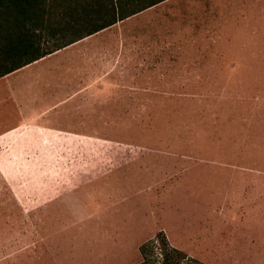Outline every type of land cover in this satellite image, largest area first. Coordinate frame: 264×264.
Returning <instances> with one entry per match:
<instances>
[{
  "label": "rangeland",
  "instance_id": "374dc122",
  "mask_svg": "<svg viewBox=\"0 0 264 264\" xmlns=\"http://www.w3.org/2000/svg\"><path fill=\"white\" fill-rule=\"evenodd\" d=\"M16 75L0 81V264L256 263L264 0L118 22L108 87L35 75L13 94Z\"/></svg>",
  "mask_w": 264,
  "mask_h": 264
},
{
  "label": "trees",
  "instance_id": "16d2710c",
  "mask_svg": "<svg viewBox=\"0 0 264 264\" xmlns=\"http://www.w3.org/2000/svg\"><path fill=\"white\" fill-rule=\"evenodd\" d=\"M65 1L0 0V78L165 0Z\"/></svg>",
  "mask_w": 264,
  "mask_h": 264
},
{
  "label": "crops",
  "instance_id": "0c3cea01",
  "mask_svg": "<svg viewBox=\"0 0 264 264\" xmlns=\"http://www.w3.org/2000/svg\"><path fill=\"white\" fill-rule=\"evenodd\" d=\"M83 1L87 0H67L65 2L76 4L79 2L82 3ZM116 24L80 38L61 49L0 78V81L9 78V76H12L13 74H18L15 77L21 75V79L16 80V88L13 89V87H10V92H13V94L19 87V83L33 80L32 78H34L33 76L35 75H37L39 80L37 85L39 88L43 86L44 81L46 82L45 86L47 87H67L66 81L70 82L69 85H74V82L79 81L81 82L79 84L80 86H85L84 82L86 81H93L96 82V86L108 87L110 86L108 82L111 78L109 73L114 72V26ZM21 71L22 73H18ZM35 86V84L30 85L31 91L35 90ZM15 127L14 131H18L20 128L17 126ZM255 173L256 174L250 175L248 178L254 182L253 187H250L252 194L249 199H252L253 195L257 197L254 200V203H250L249 206L251 205V208H253L254 205L253 210H256V215L258 217L260 216V222L262 224L264 216V175L259 171H256ZM245 191L246 189L244 192ZM244 194H242V197L245 198L246 196H244ZM230 201L231 204H234V202L237 201V198H233ZM241 208L242 207L239 209L241 210ZM260 248L259 245L255 248V264H264V251H260Z\"/></svg>",
  "mask_w": 264,
  "mask_h": 264
}]
</instances>
